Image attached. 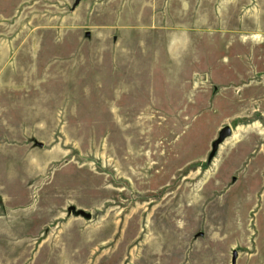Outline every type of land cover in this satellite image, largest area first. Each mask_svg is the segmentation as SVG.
<instances>
[{
    "label": "rangeland",
    "instance_id": "obj_1",
    "mask_svg": "<svg viewBox=\"0 0 264 264\" xmlns=\"http://www.w3.org/2000/svg\"><path fill=\"white\" fill-rule=\"evenodd\" d=\"M0 264H264V0H0Z\"/></svg>",
    "mask_w": 264,
    "mask_h": 264
},
{
    "label": "water",
    "instance_id": "obj_2",
    "mask_svg": "<svg viewBox=\"0 0 264 264\" xmlns=\"http://www.w3.org/2000/svg\"><path fill=\"white\" fill-rule=\"evenodd\" d=\"M79 0H75V3H77ZM230 131L228 127L222 128L219 133L218 137L216 140H214L211 143V155L216 151L217 146L227 137H229ZM69 212L71 213L72 216L74 217H81L85 220L89 219V214L83 212L82 210H75L73 207L68 208Z\"/></svg>",
    "mask_w": 264,
    "mask_h": 264
}]
</instances>
